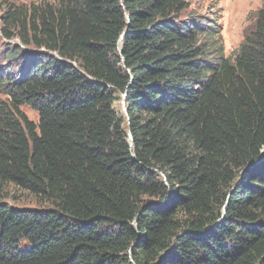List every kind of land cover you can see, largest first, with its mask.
Listing matches in <instances>:
<instances>
[{"label": "trees", "instance_id": "1", "mask_svg": "<svg viewBox=\"0 0 264 264\" xmlns=\"http://www.w3.org/2000/svg\"><path fill=\"white\" fill-rule=\"evenodd\" d=\"M189 6L5 10L6 62L26 59L0 76V188L52 207L0 201V264H264V8L229 56Z\"/></svg>", "mask_w": 264, "mask_h": 264}, {"label": "rangeland", "instance_id": "2", "mask_svg": "<svg viewBox=\"0 0 264 264\" xmlns=\"http://www.w3.org/2000/svg\"><path fill=\"white\" fill-rule=\"evenodd\" d=\"M48 0H0V76L3 74L18 75L25 64L26 58L11 59L6 62L8 48L21 45L18 39H6L2 35V15L11 4H39ZM189 8L185 11L184 19H195L196 22L211 24L216 22L219 25L224 53L234 56L240 44L244 41L256 24L258 12L264 8V0H186ZM23 46V45H22ZM28 57L32 53L45 52L44 49H35L25 47ZM11 65L12 68L5 72L1 71L3 66ZM6 89V88H5ZM4 87L0 86V101H6L7 95L3 92ZM117 100L114 102V109L118 115L123 118V127L128 132V118L124 95L117 93ZM23 111L30 119L38 120V112L29 105H22ZM163 177V176H162ZM0 201L11 207L21 209H41L46 210L52 207V204L43 198L36 196L26 189H21L13 185H4L0 188Z\"/></svg>", "mask_w": 264, "mask_h": 264}, {"label": "water", "instance_id": "3", "mask_svg": "<svg viewBox=\"0 0 264 264\" xmlns=\"http://www.w3.org/2000/svg\"><path fill=\"white\" fill-rule=\"evenodd\" d=\"M124 98H125V96H124Z\"/></svg>", "mask_w": 264, "mask_h": 264}]
</instances>
